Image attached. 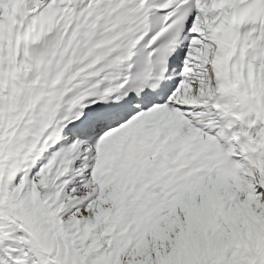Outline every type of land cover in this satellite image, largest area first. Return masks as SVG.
<instances>
[{"label":"snow or ice","instance_id":"6c2138e0","mask_svg":"<svg viewBox=\"0 0 264 264\" xmlns=\"http://www.w3.org/2000/svg\"><path fill=\"white\" fill-rule=\"evenodd\" d=\"M0 264H264V0H0Z\"/></svg>","mask_w":264,"mask_h":264}]
</instances>
